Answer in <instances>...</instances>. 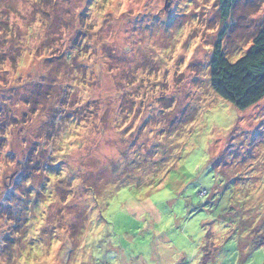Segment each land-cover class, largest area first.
<instances>
[{
  "label": "rangeland",
  "instance_id": "1",
  "mask_svg": "<svg viewBox=\"0 0 264 264\" xmlns=\"http://www.w3.org/2000/svg\"><path fill=\"white\" fill-rule=\"evenodd\" d=\"M263 25L264 0H0V264H247L231 234L244 200L264 211V98L220 97L210 61ZM135 201L158 219L120 247Z\"/></svg>",
  "mask_w": 264,
  "mask_h": 264
},
{
  "label": "trees",
  "instance_id": "2",
  "mask_svg": "<svg viewBox=\"0 0 264 264\" xmlns=\"http://www.w3.org/2000/svg\"><path fill=\"white\" fill-rule=\"evenodd\" d=\"M237 2H239V0H219L220 10L224 18L229 16ZM220 39L221 37L213 49L210 61L211 86L220 97L231 102L238 109L246 110L259 103L264 98V25L255 36L253 44L248 52L235 62H232L225 54ZM181 187L182 184L178 186V188ZM207 194V189L202 188L198 192V197L197 194H195V197L196 199L201 197L202 201H204L203 197L207 196ZM181 199L188 200L189 197L181 192L178 202L181 201ZM39 200L42 201L41 198H39ZM202 201H200L198 209L197 206H193L195 208L194 213L201 209ZM37 202L38 198L36 199V203ZM193 202L194 200L192 199V204ZM259 206L260 205L255 201V197H253L252 200L251 198L248 201L244 200V210L250 212L253 222L251 224L244 223L243 227L238 224L237 228H235L231 234L234 239L233 248L237 253L243 256L245 255L248 262L247 264H264V258L263 262H257L256 260L252 261V257H256L257 254H262L264 257V211L259 213ZM203 207L206 206L204 205ZM171 210H174L173 204L171 205ZM216 210L218 211V209ZM32 216L33 215L29 218ZM222 220L229 223L231 221V219L225 218L224 216L220 217V221ZM153 221L155 220H151V218L148 221L147 219L140 221L138 227L135 229H140V227L148 223L153 224ZM113 234L118 237V245L120 247L124 245L129 246V241H125L122 236L126 235L134 239V233L128 231L127 234H123L114 227Z\"/></svg>",
  "mask_w": 264,
  "mask_h": 264
},
{
  "label": "crops",
  "instance_id": "3",
  "mask_svg": "<svg viewBox=\"0 0 264 264\" xmlns=\"http://www.w3.org/2000/svg\"><path fill=\"white\" fill-rule=\"evenodd\" d=\"M137 203L141 204L144 203V201L141 202H133L131 205L133 208H131V212H119L113 219L114 228L123 233L127 234L128 231L133 233L134 229L138 227V224L140 221H144L147 219V221L151 218L152 219H158L156 218L151 211L145 210L144 208H137L134 207V205ZM150 203V202H149ZM155 208V206H154ZM154 216V217H152Z\"/></svg>",
  "mask_w": 264,
  "mask_h": 264
}]
</instances>
